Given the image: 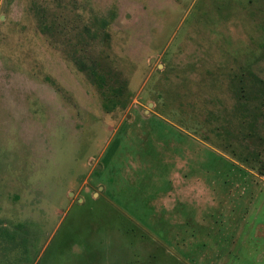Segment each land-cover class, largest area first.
<instances>
[{
	"label": "rangeland",
	"instance_id": "1",
	"mask_svg": "<svg viewBox=\"0 0 264 264\" xmlns=\"http://www.w3.org/2000/svg\"><path fill=\"white\" fill-rule=\"evenodd\" d=\"M0 264H264V0H0Z\"/></svg>",
	"mask_w": 264,
	"mask_h": 264
},
{
	"label": "trees",
	"instance_id": "2",
	"mask_svg": "<svg viewBox=\"0 0 264 264\" xmlns=\"http://www.w3.org/2000/svg\"><path fill=\"white\" fill-rule=\"evenodd\" d=\"M262 173V172H261ZM128 231H130V229H128Z\"/></svg>",
	"mask_w": 264,
	"mask_h": 264
}]
</instances>
